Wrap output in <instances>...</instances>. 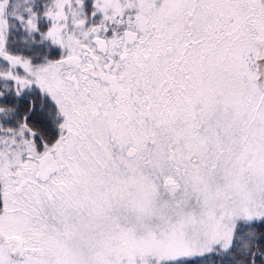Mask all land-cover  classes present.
<instances>
[{
    "label": "snow or ice",
    "instance_id": "snow-or-ice-1",
    "mask_svg": "<svg viewBox=\"0 0 264 264\" xmlns=\"http://www.w3.org/2000/svg\"><path fill=\"white\" fill-rule=\"evenodd\" d=\"M0 264H264V0H0Z\"/></svg>",
    "mask_w": 264,
    "mask_h": 264
}]
</instances>
